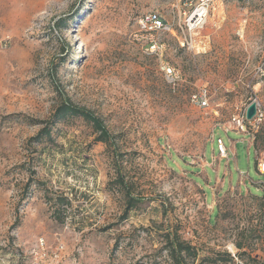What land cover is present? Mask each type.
<instances>
[{
  "label": "rangeland",
  "instance_id": "1",
  "mask_svg": "<svg viewBox=\"0 0 264 264\" xmlns=\"http://www.w3.org/2000/svg\"><path fill=\"white\" fill-rule=\"evenodd\" d=\"M194 4L0 0V264H33L39 238L63 245L64 264H171L166 231L197 250L187 264H264V118L231 121L253 100L264 113V0H212L186 44ZM150 11L173 27L158 55L138 39ZM62 100L114 144L80 117L29 142ZM115 152L141 199L125 219Z\"/></svg>",
  "mask_w": 264,
  "mask_h": 264
},
{
  "label": "built area",
  "instance_id": "2",
  "mask_svg": "<svg viewBox=\"0 0 264 264\" xmlns=\"http://www.w3.org/2000/svg\"><path fill=\"white\" fill-rule=\"evenodd\" d=\"M192 1L193 0H190V2ZM211 1L212 0H195L192 10L188 13L182 24L178 25L179 30L183 33V41H185L186 44H188V39L185 34L187 33L190 35L191 33H195L206 22ZM136 25L139 32L138 39L145 42V51L150 54H161L163 43L159 39V36L173 32L172 24L166 21L158 12L150 11L138 17ZM165 73L171 75L173 69L167 67ZM191 100L199 107H205L208 105L205 92L198 95L193 94ZM252 102H255L256 108L254 116L248 122L253 125H258V123L264 118V113L260 104L256 100H253ZM248 105H246L241 111L235 112L231 115V121L237 128L242 130H245V121H247L245 118V110ZM216 141L218 152L221 156H226L227 147L225 146V143H223L221 139H217ZM257 169L260 174L264 175V159L259 160L257 163ZM63 252L64 247L62 244L59 243L51 248L46 245L42 238H39L31 251L36 259L33 264H60Z\"/></svg>",
  "mask_w": 264,
  "mask_h": 264
},
{
  "label": "trees",
  "instance_id": "3",
  "mask_svg": "<svg viewBox=\"0 0 264 264\" xmlns=\"http://www.w3.org/2000/svg\"><path fill=\"white\" fill-rule=\"evenodd\" d=\"M59 24L60 23H57V25ZM67 117H80L84 121L90 123L96 134L94 139L96 142H101L105 145L114 144L111 134L100 117L96 116L92 111L83 107H78L67 100L60 101L49 118L42 121L41 127L37 133L29 139V142L40 143L43 140L50 139L53 127ZM113 158L117 163L115 169V184L122 190L125 197V207L122 215V218L125 219L128 211L134 208L141 199L132 194L130 183L126 180L124 173H122L119 167V163H121L122 160L118 158V152H115ZM163 237L164 245H162L161 249L167 251L171 264H187L188 259L193 261L196 259L197 250L181 240L176 232L166 231ZM237 248H241V245L237 244ZM226 254L228 259L231 260L229 253Z\"/></svg>",
  "mask_w": 264,
  "mask_h": 264
},
{
  "label": "water",
  "instance_id": "4",
  "mask_svg": "<svg viewBox=\"0 0 264 264\" xmlns=\"http://www.w3.org/2000/svg\"><path fill=\"white\" fill-rule=\"evenodd\" d=\"M255 108H256L255 102L249 103V105L247 106V108L245 110L246 120L249 121L252 119V117L254 116V113H255Z\"/></svg>",
  "mask_w": 264,
  "mask_h": 264
},
{
  "label": "crops",
  "instance_id": "5",
  "mask_svg": "<svg viewBox=\"0 0 264 264\" xmlns=\"http://www.w3.org/2000/svg\"><path fill=\"white\" fill-rule=\"evenodd\" d=\"M65 254H66V253H65V251H64V252L62 253V255H61L62 257H61L60 264H64V261H65V258H66V257H65Z\"/></svg>",
  "mask_w": 264,
  "mask_h": 264
},
{
  "label": "bare ground",
  "instance_id": "6",
  "mask_svg": "<svg viewBox=\"0 0 264 264\" xmlns=\"http://www.w3.org/2000/svg\"><path fill=\"white\" fill-rule=\"evenodd\" d=\"M231 249V248H230Z\"/></svg>",
  "mask_w": 264,
  "mask_h": 264
}]
</instances>
